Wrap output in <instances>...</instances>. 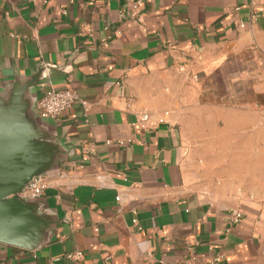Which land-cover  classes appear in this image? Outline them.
I'll list each match as a JSON object with an SVG mask.
<instances>
[{
    "label": "crops",
    "instance_id": "obj_1",
    "mask_svg": "<svg viewBox=\"0 0 264 264\" xmlns=\"http://www.w3.org/2000/svg\"><path fill=\"white\" fill-rule=\"evenodd\" d=\"M15 87L54 150L50 226L0 264H264V0H0V100ZM49 88L77 100L43 120ZM192 107L233 133L211 189L187 168Z\"/></svg>",
    "mask_w": 264,
    "mask_h": 264
},
{
    "label": "water",
    "instance_id": "obj_2",
    "mask_svg": "<svg viewBox=\"0 0 264 264\" xmlns=\"http://www.w3.org/2000/svg\"><path fill=\"white\" fill-rule=\"evenodd\" d=\"M26 89L15 87L6 100H0V243L34 250L50 223L38 214L34 201L18 193L49 170L54 150L37 138L33 124L24 118Z\"/></svg>",
    "mask_w": 264,
    "mask_h": 264
},
{
    "label": "rangeland",
    "instance_id": "obj_3",
    "mask_svg": "<svg viewBox=\"0 0 264 264\" xmlns=\"http://www.w3.org/2000/svg\"><path fill=\"white\" fill-rule=\"evenodd\" d=\"M190 113L192 116H190ZM211 115V111L197 112L192 107L184 126L188 141L187 168L190 178L194 182L207 184L209 189L222 184V181L226 179V177L218 175L220 166L225 165L224 163L227 162V160H221L220 158L226 156L228 147L231 146L220 143V141L233 134L221 123L212 126L211 120H208ZM196 116L198 119H196ZM245 133L242 131L240 135ZM210 193L223 194L212 191Z\"/></svg>",
    "mask_w": 264,
    "mask_h": 264
},
{
    "label": "built area",
    "instance_id": "obj_4",
    "mask_svg": "<svg viewBox=\"0 0 264 264\" xmlns=\"http://www.w3.org/2000/svg\"><path fill=\"white\" fill-rule=\"evenodd\" d=\"M239 27L242 28L243 24H239ZM77 100L76 94L71 90H62L57 91L52 88L44 91L39 102H38V115L43 120L55 119L65 113L68 109H70L75 101ZM85 107L86 104L82 103ZM148 122V115L143 114L136 121L137 126L141 128H145ZM46 189L45 179L40 176L33 178L27 186L18 193V196L24 200L35 201L39 199L44 190ZM118 200V199H117ZM240 217V214L237 213L234 217V221L236 222ZM133 224H136V220H132ZM79 257L80 254L71 255V257Z\"/></svg>",
    "mask_w": 264,
    "mask_h": 264
}]
</instances>
